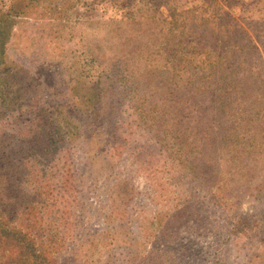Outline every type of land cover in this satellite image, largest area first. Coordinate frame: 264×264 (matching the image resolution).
I'll return each mask as SVG.
<instances>
[{
	"label": "rangeland",
	"instance_id": "rangeland-1",
	"mask_svg": "<svg viewBox=\"0 0 264 264\" xmlns=\"http://www.w3.org/2000/svg\"><path fill=\"white\" fill-rule=\"evenodd\" d=\"M0 229V264H264V0H0Z\"/></svg>",
	"mask_w": 264,
	"mask_h": 264
},
{
	"label": "trees",
	"instance_id": "trees-1",
	"mask_svg": "<svg viewBox=\"0 0 264 264\" xmlns=\"http://www.w3.org/2000/svg\"><path fill=\"white\" fill-rule=\"evenodd\" d=\"M0 232H2L1 231V229H0ZM5 235H7V236H9L10 235V232L8 231V230H4V232H3ZM0 243H2V241L0 242ZM2 244H0V246H1ZM30 245V244H29ZM27 247V246H26ZM41 257V256H40Z\"/></svg>",
	"mask_w": 264,
	"mask_h": 264
}]
</instances>
